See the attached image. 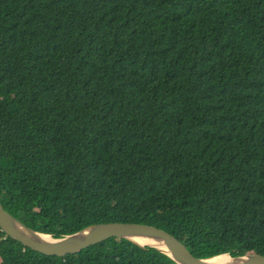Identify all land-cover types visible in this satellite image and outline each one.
Here are the masks:
<instances>
[{
    "label": "trees",
    "instance_id": "16d2710c",
    "mask_svg": "<svg viewBox=\"0 0 264 264\" xmlns=\"http://www.w3.org/2000/svg\"><path fill=\"white\" fill-rule=\"evenodd\" d=\"M0 202L61 237L162 229L264 256V0H0ZM0 264H176L110 238Z\"/></svg>",
    "mask_w": 264,
    "mask_h": 264
},
{
    "label": "water",
    "instance_id": "95a60500",
    "mask_svg": "<svg viewBox=\"0 0 264 264\" xmlns=\"http://www.w3.org/2000/svg\"><path fill=\"white\" fill-rule=\"evenodd\" d=\"M0 228L11 238L46 255L67 256L110 238L124 239L140 247H151L169 257L176 264H264V256L255 253L231 257L227 254L211 258L195 257L183 243L162 229L146 224L99 223L90 224L61 237H53L27 226L0 202ZM140 242H146L141 244ZM227 256L226 260L218 257Z\"/></svg>",
    "mask_w": 264,
    "mask_h": 264
},
{
    "label": "bare ground",
    "instance_id": "6f19581e",
    "mask_svg": "<svg viewBox=\"0 0 264 264\" xmlns=\"http://www.w3.org/2000/svg\"><path fill=\"white\" fill-rule=\"evenodd\" d=\"M141 244H143V243H146V242H140ZM218 259H220V260H226L227 259V256H220V257H218Z\"/></svg>",
    "mask_w": 264,
    "mask_h": 264
}]
</instances>
